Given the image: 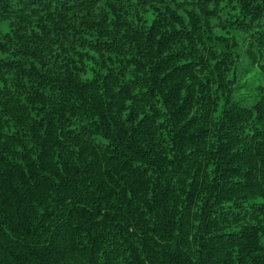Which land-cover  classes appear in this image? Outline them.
Here are the masks:
<instances>
[{"label": "trees", "instance_id": "1", "mask_svg": "<svg viewBox=\"0 0 264 264\" xmlns=\"http://www.w3.org/2000/svg\"><path fill=\"white\" fill-rule=\"evenodd\" d=\"M0 264H264V0H0Z\"/></svg>", "mask_w": 264, "mask_h": 264}, {"label": "rangeland", "instance_id": "2", "mask_svg": "<svg viewBox=\"0 0 264 264\" xmlns=\"http://www.w3.org/2000/svg\"><path fill=\"white\" fill-rule=\"evenodd\" d=\"M257 84H258V82H257Z\"/></svg>", "mask_w": 264, "mask_h": 264}]
</instances>
